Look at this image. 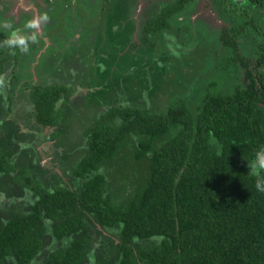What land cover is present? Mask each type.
Masks as SVG:
<instances>
[{
    "label": "trees",
    "instance_id": "obj_1",
    "mask_svg": "<svg viewBox=\"0 0 264 264\" xmlns=\"http://www.w3.org/2000/svg\"><path fill=\"white\" fill-rule=\"evenodd\" d=\"M187 1L172 0L151 22L142 23L146 24L142 34L146 38L151 34L150 48L156 49L161 31H173L172 19ZM216 9L222 20L225 15L229 18L217 5ZM30 15L29 9L17 10L13 15L16 26ZM235 15L231 11L230 20H236ZM0 17L4 18L2 11ZM229 29L230 33H222L221 42L226 50L233 48L234 55L231 59L223 55L220 67L239 60L245 86L235 85L231 91L209 90L193 108L175 93L160 111L111 104L85 127V153L73 167L79 179L75 188L60 183L45 186L29 168L18 167L15 158L24 136L14 132L11 119L2 118L3 188H10V183L26 188L33 200L27 202L25 211L1 215L5 217H0V264H264V193L254 188L246 162L253 149L264 143V70L252 71L237 52L243 25ZM255 31L261 36L254 45L257 69L264 63V22ZM180 32L181 28L175 34ZM0 35L7 32L0 30ZM6 53L0 58V70L2 60L11 54L9 50ZM174 69L179 71L177 63L170 72ZM113 81L115 90L121 86L132 92L127 84ZM103 85L106 90L112 87ZM29 96L36 123L56 127L49 139L60 130L63 133L65 120L72 115L69 89L57 83L36 85ZM4 111L9 114L10 106ZM131 136L136 137L133 156L137 161L145 160L147 171L137 189L115 203L100 169ZM20 155L27 156L26 150ZM27 163L38 168L31 158ZM18 200L17 195L10 198L15 205L11 212L19 209ZM96 225L114 237H105L102 243L95 240L93 252L89 247L92 232L102 234ZM46 231L58 240H70L63 247L43 252ZM38 254L41 262L35 260Z\"/></svg>",
    "mask_w": 264,
    "mask_h": 264
},
{
    "label": "rangeland",
    "instance_id": "obj_2",
    "mask_svg": "<svg viewBox=\"0 0 264 264\" xmlns=\"http://www.w3.org/2000/svg\"><path fill=\"white\" fill-rule=\"evenodd\" d=\"M68 1L71 4L72 0L50 1L53 5L57 4L55 8L51 6L54 9L53 15L52 12L48 10L56 26L53 24H43V28L44 31H57L53 37L54 39L52 40V38L49 37H38L37 42L30 45V49L27 53H22L23 55H21L20 58L15 57L19 60L15 63L14 70L12 69V62L7 61L3 69L0 70V140L3 131L1 128L3 123H1V121L5 120L2 119L4 116H7V119H11V122L15 124L14 132L17 131L19 135L24 136L19 145L22 149L18 150V156L15 158L16 165L18 167L24 166L29 168L28 170L31 174L37 177V179H40L45 186L46 184L53 185L55 183H60L70 188H75L79 185V179L73 174V166L75 162H78L79 157L85 153V127L90 123L89 121L105 111L111 104L127 103L141 107H150L153 111H160V109L169 102L170 96L175 93V95H179V99L185 98L187 104L193 108L199 102L201 96L209 90L218 89L231 91L235 85L239 84L245 86L246 80L244 79L243 68L239 66L237 62H233L231 65L227 66V68L220 67V64L223 63L221 61L224 60L221 58L225 53L223 52L225 45H223L221 40L216 36L214 29H212L214 31L212 34L204 30L205 23L203 17L209 19L208 16H210L212 17L211 20L216 19L214 24L223 26V21L219 18L221 14L216 16L214 12H210L207 7H204L199 0H197L199 1L198 4L196 1V6L191 11V21L186 18L180 22L175 21L176 27L179 25V27L184 26L186 29V33L181 37H177L175 40L169 39L170 41H166V39L162 38V41L160 39V42L157 44L156 49L151 48L153 50L150 51L139 46L130 48L126 51V56H121V54H119L113 59L111 56L114 51L112 50V45L114 44V40H116V36H112L113 40L111 45L109 44L105 48L103 47V42H99L97 45L98 48L101 47L105 50L107 57L105 61L107 64L97 66L92 56H85L86 58H83L82 66L76 69L77 73H74L73 79L68 80V78L65 77L61 78V76L70 77L68 74H52V71L59 70L64 65L63 58L56 48H60L63 44L69 42L71 32L76 33L77 25L74 24V20L84 22L86 18L88 19V23L93 22L90 24H94L96 15L100 12V0H95L94 7H88V2L90 0H76L75 6H78L81 13L79 12L80 17L73 16L71 11L67 12L64 6ZM146 1L149 2L150 0H141L137 9L138 16L134 15L135 17L139 19L144 18V11L148 4ZM3 6V19H8L7 17L13 16L20 8L29 9L32 16H38L35 11V9L38 10V8L35 6L33 0H0V9H2ZM4 12H6V14ZM85 15H89V17ZM0 19L2 18L0 17ZM98 19L99 21L95 22V26L98 28L97 31H100L102 34L100 37L101 39L105 38L104 34L106 28L109 26L117 27L116 30L123 26V24L115 18H112L114 21H112V19L106 20V17H98ZM71 21H73V26L69 31V28L64 26V23ZM108 22L109 26L107 25ZM112 23L116 26L111 25ZM208 23L211 24L210 21H208ZM254 24L258 25V23ZM41 26L42 25L39 26L37 31L41 30ZM212 28H214L213 25ZM246 28H248V25ZM126 30L128 31V27H126ZM94 32L95 31H93V34ZM129 33H131V31ZM135 34L134 39L131 38V41H133L132 43L135 45H139V41L143 43L138 36V31H136ZM60 35L63 36L58 38ZM169 36L171 37L172 35ZM71 37V40H75L73 39V35ZM246 40H248V38L243 39V41ZM125 44L126 43H120L118 47L123 49L125 48ZM239 47V55H245L243 57L247 65L251 68H255L258 54L254 50V45L252 46L250 43L247 47L240 41ZM162 51H164L165 56L162 54ZM53 52H55L54 55ZM118 58L120 59L119 64L123 65V68L116 67L113 72L108 68V63L110 61L116 63ZM129 59L130 62H133L132 65L128 63ZM75 62L77 61L74 59V63ZM204 62L205 65L202 67V63ZM175 63L179 65V71L174 69L170 72ZM212 63L214 66H212ZM72 65L74 66V64ZM256 67L257 71H263L264 63ZM90 68L92 70H88ZM183 69L186 70L185 73ZM86 71L91 75L86 77ZM17 73L19 77H17L16 81H12ZM27 73L33 76L29 78ZM116 74L117 77H124L125 80L127 79L132 92L124 88L119 91L114 89L116 83H114L113 77H115ZM82 76L84 77V81L81 85L84 86V88L82 89L81 87L79 91H76L74 86L80 81ZM117 77L115 78L116 81ZM49 79L61 83H65V81L70 82L71 80V84L74 87L72 89L73 95L68 102V109L71 111L72 115L69 119L67 118L65 120L67 122V128H65L63 133H61V130L58 131L53 139H49V134L54 132L56 127H47L36 123L34 120L35 116H33V106L27 97L29 84H45ZM211 80L213 84L209 85ZM109 81L112 87L109 86L107 87L108 90H106L101 83H107ZM8 84H11L12 87H6ZM95 86L99 87L96 88ZM85 88H88V91H86ZM98 89H101V91ZM122 96H125L127 99L121 102L120 97ZM129 96L133 98L129 99ZM7 106H10L9 114H6L4 111ZM61 128H63L62 125ZM13 136L15 138V135ZM135 140V136L126 139V141L119 145L114 157L100 169L106 176V189L110 193L112 201L115 203H119L125 197L130 196L132 192L137 189L138 181L140 178H143L147 171L145 160L141 159L137 161L133 156ZM0 145L1 148L2 145L4 146L2 143ZM23 150H26L27 156L20 155ZM27 150H29V152H27ZM32 151H34L33 154ZM7 154L9 156L10 153ZM30 158L32 159V164H37V169L36 167L31 168L27 166L29 164L27 162ZM2 178H0V185L3 188L5 187V182H1L4 180ZM6 179L8 180V178ZM1 186L0 217H3L1 215L7 213H11L12 215L13 212L25 211L27 202L33 200V195L26 188L16 187L10 183V188H3L4 190H2ZM20 192H22V195H20ZM12 195L19 196L17 202L19 209L11 212L12 207L15 206L13 204L14 202L10 201ZM96 227L98 230L102 231V234L97 235L92 232L91 235L90 233L89 247L92 248L96 247L95 240L100 239L102 243L105 241V237L110 236L111 239L114 237L108 231L100 228V226L96 225ZM69 240L70 238L58 240L49 231H46L43 252H47L51 248L60 247V245L63 247L67 245ZM35 258V260L39 262L42 261L39 254ZM98 258H100V256Z\"/></svg>",
    "mask_w": 264,
    "mask_h": 264
},
{
    "label": "flooded vegetation",
    "instance_id": "obj_3",
    "mask_svg": "<svg viewBox=\"0 0 264 264\" xmlns=\"http://www.w3.org/2000/svg\"><path fill=\"white\" fill-rule=\"evenodd\" d=\"M50 1H52V0H33L35 6L38 8V10L35 9V11L37 12V15L39 16L40 14L44 13V14H47V16H48L47 21L43 22L41 24L42 25L41 30H39V31L36 30L38 32V37H40V38L49 37V38H52V40H53L54 39L53 37L57 33V31H54V32H51L49 30L44 31V28H43V24H47V25L53 24L54 26H56V23L50 17L48 10H50L52 12V15H53L54 9L51 6H54V8H55V7H57V4L53 5V3L51 4ZM75 1L76 0H72L71 4L68 1L67 3L64 4V6H65L67 12L71 11L73 16H79L80 17V14H79L80 11H79L78 6L77 5L75 6V3H76ZM77 1H81V0H77ZM100 1H101L100 7H99L100 12L98 15H96L94 24H90L93 22L88 23V19H86V18L84 19L85 20L84 22L74 20V24L77 25V30H76V33L71 32L70 35L71 36L73 35V39H75V40H71L72 37L70 36V40L68 43L63 44L60 48H56V50L59 51V54H61V56L63 58L64 65L59 70H54V72L59 73V75H66V74L70 75V77L61 76V78L65 77V78H68V80L73 79V77H74L73 75H75L77 73L76 69H78L80 66H82L83 60L89 56H92V58H94L93 60H95V63L97 66L107 64L105 61V59L107 58L106 54H105V50L102 49L101 47L98 48L97 45L99 42H103V44H104L103 47L105 48L107 45H109V44L111 45L113 37H115V36H116V40H114V44L112 45V50H114V51L112 52V54L110 53L113 59H115L117 57V55H119V54H121V56L122 55L126 56L127 50H129L130 48H136L138 46L142 47L144 49H147L148 51L153 50L149 47V43H148V38H149V35H151V34H146L148 36L147 38H146L145 34H142V32H143L142 28L146 26V24H142V23L143 22L145 23L147 21L151 22V19L154 16L161 13V9L165 6V4L169 3L172 0H150L149 2L146 1V3H148V4L146 5L147 7L145 6L146 9L144 11V18H141V19L134 16V15L138 16L137 15V9H138V5L141 3V0H120V1H118V0H100ZM196 1L197 0L187 1L184 9L181 12L177 13L175 18L172 19L171 24L173 26V31H167V30L161 31V33L159 35L161 41H162V38L166 39V41H170L169 39L175 40L177 37H180V36L184 35V33H186V29L184 28V26L179 27V25H178V27H176L175 21L180 22V21L184 20L185 18L187 20L191 21L192 19H191L190 14H191L192 9H194L196 6ZM199 1L202 5H204V7H207V9L210 12H214L216 14V16L218 15L216 13L218 10V9H216V5H217L219 7L220 12L224 13V14L226 13L227 16L229 17V18H226V16H225L224 20L221 19L223 21V24H224L223 26L214 24L215 23L214 21L216 19L211 20L212 17H210V16H208L209 19L207 17H203V20L205 23V24L203 23L205 26L204 30L206 32H209L212 34V33H214V31L212 29H214L216 32V36L219 39H221V37H223L222 33H224L225 30H226L225 33H227V32L230 33L229 28H232L233 25L239 24V26L243 25L244 30H245L243 32L242 36H240L242 39L239 38V40L242 42L243 45H246L248 47L250 43L253 46L257 42L258 43L260 42L261 36H259V33L255 31L257 25L254 23L259 24V23L264 22V3L260 2L259 0L258 1L257 0H244V1H242V0H216V1H214V0H199ZM199 1H197V4L199 3ZM94 3H95V0H90L88 2V7H90V6L94 7ZM4 6L2 7V9H0V12L3 10ZM134 11H135V13H134ZM231 11H234L236 13V15H235L236 20H230L229 14ZM6 12H4V13L6 14ZM227 12H229V13H227ZM67 15H68V13H67ZM31 17H34V16L30 15L28 18H31ZM86 17H89V15ZM98 17H106V20H111L112 18H115L116 20L120 21L121 24H123V26L120 29L116 30L117 27L109 26V22H108L107 25L109 27L106 28V31L104 34L105 38L101 39L100 37L102 36V34L100 31H97L98 28H97V26H95V22L99 21ZM7 18H8V20L12 21L14 23V25H16V23H15L16 20L14 17H13V19H10L9 17H7ZM112 21H114V19H112ZM208 21H210L211 24H209ZM23 23L24 22L17 23V24L22 25ZM111 25H114V24L112 23ZM212 25L214 26V28H212ZM247 25H248V28H246ZM64 26H67L69 28V31H70L71 27L73 26V21L65 22ZM114 26H116V25H114ZM126 27H128V31L130 30L131 33H129L130 31L128 32L126 30ZM180 28H181L180 34L179 33L175 34V31L177 29H180ZM93 31H95L94 34H93ZM136 31H138V36L140 37V39L143 42V43H141L139 41V45H135L134 43H132L133 41H131V38L134 39V36L136 35L135 34ZM249 32H250V35H249ZM63 35H60L58 38H61ZM126 35H127V37H126ZM169 35H172V36L170 37ZM84 36L86 39L84 38ZM173 36H174V38H173ZM0 37H2V36L0 35ZM244 38H248V41L246 43L243 41ZM182 41H184V40H182ZM221 41H222V39H221ZM120 43H126L125 48H123V49L119 48L118 46ZM232 50H233V48H232ZM232 50L231 49L226 50V48H224L223 52H225V53L223 55H228L226 57L229 58V56H230V59H231L232 56L234 55V53L232 55V52H233ZM239 50H240V47H239V49L237 48L238 54H239ZM254 50L256 51L255 48H254ZM6 52H7L6 49L0 50V58L2 56L5 57V55L7 54ZM55 52H53V55L55 54ZM21 55H23V54L19 53L18 56H15L14 54L11 53V54H9L7 59L2 60L3 61L2 64H5L6 61L7 62H13L17 57L20 58ZM239 56L241 58H244L243 56H245V55H243V56L239 55ZM74 59L77 62L74 63ZM244 60H245V58H244ZM119 63H120L119 58L116 60V63L114 61H110L108 63V65H109L108 68L113 72H114L116 67L123 68V65H121ZM128 63L130 65L133 64V62H130V59L128 60ZM72 64H74V66ZM231 64H232V61H229L227 66H229ZM237 64L243 68V66L241 65L239 60H237ZM93 66H94V64H93ZM14 68H15V64L12 66V69H14ZM91 68L88 70H92ZM251 69L254 72L257 71V69H255V68H251ZM88 74L89 73L86 71V77L91 75V74H89V75ZM32 76L33 75H31L29 78H31ZM71 76H72V78H71ZM17 77H18V75L13 77L12 81H16ZM116 77H117V74L115 75V77H113V80ZM244 79L246 80L245 76H244ZM49 80H47V83H45V84L57 83V84L65 85L70 91V99L73 95L72 89L74 87L76 88V91H79V89L81 87H82V89L84 88V86L81 85L84 81L83 76L80 79V81L76 83V85L74 87L71 84V80H70V82L65 81V83L57 82V81H54L51 79H49ZM117 80L119 81V84H121V85L127 84L128 86H130L127 79L125 80L124 77H117ZM45 84H42V83H34V84L31 83V84H29V90L27 91V97L29 98L31 104H32V100L29 96V92L32 90V86H36V85L39 86V85H45ZM103 84H106V83L103 82ZM108 84H111L110 81L107 82V85ZM6 87L11 88L12 85L8 84ZM95 87L97 88L99 86H95ZM120 88L123 89L122 87H120ZM85 89H86V91H88V88H85ZM128 98L131 99L133 97L129 96ZM125 99H127L125 96L120 97L121 102ZM47 127H49V126H47ZM75 165H76V162H75L74 166Z\"/></svg>",
    "mask_w": 264,
    "mask_h": 264
},
{
    "label": "clouds",
    "instance_id": "obj_4",
    "mask_svg": "<svg viewBox=\"0 0 264 264\" xmlns=\"http://www.w3.org/2000/svg\"><path fill=\"white\" fill-rule=\"evenodd\" d=\"M47 14H40L28 18L22 25L16 26L8 19H0V30L6 31L7 35L0 37V50L7 49L12 54L16 52L27 53L30 45L38 40L39 26L46 22ZM247 162V175L252 178L256 191L264 193V143L257 145Z\"/></svg>",
    "mask_w": 264,
    "mask_h": 264
},
{
    "label": "bare ground",
    "instance_id": "obj_5",
    "mask_svg": "<svg viewBox=\"0 0 264 264\" xmlns=\"http://www.w3.org/2000/svg\"><path fill=\"white\" fill-rule=\"evenodd\" d=\"M261 4V3H260Z\"/></svg>",
    "mask_w": 264,
    "mask_h": 264
}]
</instances>
